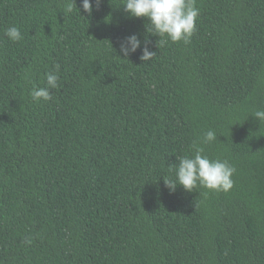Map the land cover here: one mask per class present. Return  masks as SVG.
Returning <instances> with one entry per match:
<instances>
[{
    "label": "trees",
    "instance_id": "16d2710c",
    "mask_svg": "<svg viewBox=\"0 0 264 264\" xmlns=\"http://www.w3.org/2000/svg\"><path fill=\"white\" fill-rule=\"evenodd\" d=\"M68 2L0 0V264H264V0H195L163 45L122 0ZM133 33L150 61L120 53ZM209 130L233 187L170 192Z\"/></svg>",
    "mask_w": 264,
    "mask_h": 264
},
{
    "label": "clouds",
    "instance_id": "9594fccd",
    "mask_svg": "<svg viewBox=\"0 0 264 264\" xmlns=\"http://www.w3.org/2000/svg\"><path fill=\"white\" fill-rule=\"evenodd\" d=\"M100 2L101 0H81V8L85 13L91 15L93 4L99 7ZM121 6L130 18L143 17L147 21L145 32L158 36L161 45L168 41L190 43L199 15L195 0H122ZM74 7L76 8L74 0H69L65 11L71 13ZM5 36L13 42L23 39L20 30L15 26L7 28ZM142 43L143 47L141 46ZM147 43V37L141 41L133 33L123 38L120 42L119 51L124 57H128L130 54L135 53L137 49H140L139 59L147 62L156 55L154 51L149 50ZM56 68L58 70L59 65ZM57 81L58 76L55 73H47V86H33L29 93L33 102L51 100L52 96L49 89L56 88L58 86ZM253 117L258 121H264V110H256ZM216 140V133L209 130L203 134L198 142L193 143L191 155L178 158V162L172 166L175 179L163 178L164 184L170 192H174L178 185L186 192H193V189L198 186L223 192H227L233 187L234 167L226 160L210 159L207 155H204V148L201 145Z\"/></svg>",
    "mask_w": 264,
    "mask_h": 264
}]
</instances>
